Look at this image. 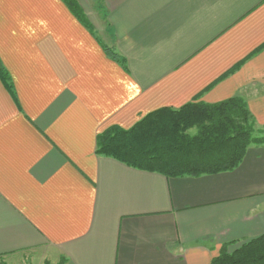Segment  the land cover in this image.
<instances>
[{"label": "crops", "instance_id": "1", "mask_svg": "<svg viewBox=\"0 0 264 264\" xmlns=\"http://www.w3.org/2000/svg\"><path fill=\"white\" fill-rule=\"evenodd\" d=\"M75 1L87 25L0 0V264H212L264 236V145L197 177L96 153L190 103L241 98L264 126V0Z\"/></svg>", "mask_w": 264, "mask_h": 264}, {"label": "trees", "instance_id": "2", "mask_svg": "<svg viewBox=\"0 0 264 264\" xmlns=\"http://www.w3.org/2000/svg\"><path fill=\"white\" fill-rule=\"evenodd\" d=\"M85 25L75 0H62ZM124 67L123 60L106 50ZM0 77L14 95L11 78L0 60ZM197 134H189L192 130ZM256 122L247 103L235 98L217 104L190 103L178 110L155 111L131 129L113 126L97 136L96 153L129 167L168 178L230 172L243 161L251 146H263L255 136ZM212 264H264V236L234 253L226 248Z\"/></svg>", "mask_w": 264, "mask_h": 264}, {"label": "rangeland", "instance_id": "3", "mask_svg": "<svg viewBox=\"0 0 264 264\" xmlns=\"http://www.w3.org/2000/svg\"><path fill=\"white\" fill-rule=\"evenodd\" d=\"M256 132H255V136L257 137H264V126H259L256 124ZM190 135L194 136L197 134V130H192L189 132Z\"/></svg>", "mask_w": 264, "mask_h": 264}]
</instances>
